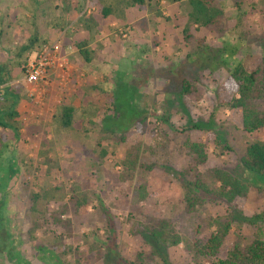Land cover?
Returning <instances> with one entry per match:
<instances>
[{"label":"rangeland","instance_id":"obj_1","mask_svg":"<svg viewBox=\"0 0 264 264\" xmlns=\"http://www.w3.org/2000/svg\"><path fill=\"white\" fill-rule=\"evenodd\" d=\"M214 1L224 4L226 21L211 31L188 22V0L159 1L156 9L162 16L156 14V0H151L152 7L135 8L124 25L102 21L97 43L92 44V63L86 65L76 52L67 55L66 71L54 74V92L48 93L49 79L37 100L29 97L30 87L19 81L21 71L12 72L10 86L22 96L20 137L14 141L8 131L2 132L20 174L0 198V264H10L7 244L12 240L30 264H112L103 259L109 252L101 246L106 243L107 230L98 201L112 218L118 253L131 262L141 254L143 264H163L151 255L150 245L141 237L144 227L155 220L168 221L186 243L166 250L169 264H210L212 259L195 250L214 233L216 218L232 217L217 255L221 259L238 239L249 243L257 231L264 233V178L245 173L238 162L246 143L264 142V130L244 134L229 122L230 111L219 107L216 99L218 86L233 65L241 63L249 72H264V0ZM3 9L9 15L18 13L10 2ZM184 27L189 29L187 39L181 33ZM8 35L13 41H6V48L26 36L18 29ZM59 38L65 48L66 40ZM183 79L191 85L189 95L180 94ZM63 101L73 102L76 108L92 102L99 108L93 124L82 128L76 115L71 131L53 125L55 108ZM256 105L264 114V101ZM142 118L140 132L136 123ZM210 122L233 153L208 144L207 160L196 172L221 168L246 181L249 191L241 202V213L204 194L197 195L200 202L193 212L186 208L183 183L194 181V175L188 173L191 164L184 143L188 137L204 143L208 132L183 129L190 124L208 127ZM134 157L136 169L128 177L123 161ZM248 174L259 182L253 183ZM141 183L147 192L143 201L137 197ZM34 184L41 190L60 187L65 201L73 190L85 193L89 198L86 215L73 214L68 202V211L60 219L69 225L49 224L32 231L33 220L40 217L30 210ZM38 209L47 216L58 212L59 205L50 201ZM37 245L51 250L53 256L39 252Z\"/></svg>","mask_w":264,"mask_h":264},{"label":"trees","instance_id":"obj_2","mask_svg":"<svg viewBox=\"0 0 264 264\" xmlns=\"http://www.w3.org/2000/svg\"><path fill=\"white\" fill-rule=\"evenodd\" d=\"M159 1L167 0H156L154 4L156 14L162 16L156 9ZM174 1L171 0V2ZM6 2L18 7L17 15H9L7 11L9 8L3 9ZM151 3V0H0V46L1 51L7 56L3 59L4 57L0 54V198L8 191L9 184L20 174L16 160L6 143L7 135L2 132L8 131L14 141L20 137L18 106L22 96L9 85L13 80L12 72L21 71V65L28 56L39 51L42 46L52 44L59 36L63 37L64 41L66 40L64 46H71L84 63L90 65L95 55L91 45L98 40L101 22L110 20L115 25H124L127 19H130L129 14L132 10L144 6L150 8ZM188 5L189 11L186 18L191 25L211 31L225 24L223 3L216 4L214 0H188ZM17 29L24 33V36L26 35L24 40L14 47H8L10 49L4 47L6 41L10 44L13 41V38L8 35L9 31ZM181 33L185 35V39L189 38L187 27H184ZM228 70V76L221 82L216 92L218 106L230 111L229 122L234 127L240 128L244 134L251 136L264 130V114L259 112L256 105L257 101H264V72L259 70L249 72L241 63L233 65ZM191 93L190 83L183 79L180 94L189 95ZM112 110L115 111L114 101ZM98 112L99 108L92 102L81 104L76 108L71 102L63 101L56 106L51 123L59 125L61 129L71 131L75 127L74 117L77 115L80 126L84 128L93 124ZM144 120L142 118L136 123L137 130L140 132ZM161 121L167 122V119L162 118ZM207 125L208 127L190 124L188 128L183 129L208 132L204 143L191 141L190 137L186 138L184 143L191 164L188 173L194 175V181L183 183L186 208L193 212L194 207L200 202L197 195L204 194L214 196L223 201L229 209L241 213V202L247 197L249 191V184L246 181L221 168L210 169L203 174L196 172V169L204 165L207 160L208 144L219 147L221 151L233 153L222 135L214 131L213 124L210 122ZM5 154L8 155H6L7 163H4L3 159ZM42 155L46 154L41 152ZM238 162L245 173L264 178V142L246 143ZM136 163V157L133 160L125 158L123 161L124 175L130 177V173L136 169ZM249 176L252 177V175ZM252 181L253 183L259 182L254 177ZM256 189L261 190V187H256ZM146 194V185L141 183L137 190V197L143 201ZM50 201L59 205V211L46 216L40 212L38 207ZM68 202L72 203L70 208L73 214L82 217L86 215L89 198L85 193L73 190L68 201H65V193L60 187L52 186L41 190L39 185L34 184L30 210L33 214H39L40 217L33 220L32 231L49 224L62 228L69 225V221L60 219L61 215L68 211ZM98 202L107 230L106 243L101 245L109 252V256L106 255L108 259L103 257L104 262L107 263L109 260L112 264H143L141 254L136 255L133 262L120 256L115 244L110 213L101 201ZM44 209H47L45 205ZM231 221L230 215L223 220L214 219L212 221L215 226L214 233L198 250H195V253L212 259L210 264H264V233L261 231H257L256 236L249 243H243L242 239H238L237 242L231 244L225 258L217 257L231 228ZM143 236L145 243L150 245L151 255L158 257L163 264H169L166 252L168 248L177 247L181 242L186 245L185 240L173 232L166 220L152 221L149 226L144 227V231L141 232V237ZM12 242L7 244L10 250L7 261L10 264H30L22 258V251L14 247L15 241L12 240ZM36 247L39 252H46L53 256V252L46 251L39 245Z\"/></svg>","mask_w":264,"mask_h":264},{"label":"built area","instance_id":"obj_3","mask_svg":"<svg viewBox=\"0 0 264 264\" xmlns=\"http://www.w3.org/2000/svg\"><path fill=\"white\" fill-rule=\"evenodd\" d=\"M66 51L73 53L71 46ZM69 60L64 51L62 39L57 38L50 45H44L37 52L32 53L21 65V83L30 87L29 97L38 99L49 86V75L54 72L61 74L66 71ZM41 94V95H40Z\"/></svg>","mask_w":264,"mask_h":264},{"label":"crops","instance_id":"obj_4","mask_svg":"<svg viewBox=\"0 0 264 264\" xmlns=\"http://www.w3.org/2000/svg\"><path fill=\"white\" fill-rule=\"evenodd\" d=\"M95 43H97V41L95 42ZM92 46V45H91ZM92 49H94L93 47H92ZM64 51L67 53V55H68V57H70V55H73V53H68L67 51H66V49L64 48ZM80 58V57H79ZM79 60V59H78ZM54 72H52L50 75H49V79H51V85H50V87H48V93L50 92V93H53L54 91H53V86H52V84H54L53 83V81L55 80V79H53L54 78ZM21 79H19V81H20ZM21 82V81H20ZM9 85H10V83H9ZM21 103V102H20ZM72 103V106L73 107H75V105L73 104V102H71ZM20 105V104H19ZM45 249V248H44ZM46 251H48L47 249H45ZM50 252H51V250H49ZM46 253V252H45ZM48 254V253H47ZM50 256V255H49ZM106 259H107V257H106ZM26 262H28L29 263V261H27V260H25ZM49 262H50V259H49Z\"/></svg>","mask_w":264,"mask_h":264}]
</instances>
